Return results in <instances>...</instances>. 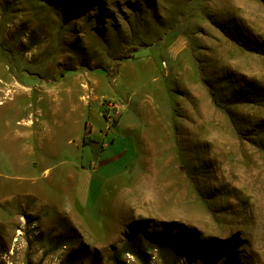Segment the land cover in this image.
I'll use <instances>...</instances> for the list:
<instances>
[{"label":"rangeland","instance_id":"1","mask_svg":"<svg viewBox=\"0 0 264 264\" xmlns=\"http://www.w3.org/2000/svg\"><path fill=\"white\" fill-rule=\"evenodd\" d=\"M3 86L0 264H264V0H0Z\"/></svg>","mask_w":264,"mask_h":264},{"label":"crops","instance_id":"2","mask_svg":"<svg viewBox=\"0 0 264 264\" xmlns=\"http://www.w3.org/2000/svg\"><path fill=\"white\" fill-rule=\"evenodd\" d=\"M1 88H3V90H2V92H0V106H7V105L9 106L8 107V111L7 112L5 111L3 114L6 116L8 113H14V114L16 113L17 114V112H21L20 109L18 111L16 110V103H15L16 98H21L22 97L21 92L19 91V92L16 93V92H13L11 90L4 89V86L1 87ZM16 94H18L17 97H16ZM114 107L117 108L118 110L121 109L120 106L114 105ZM37 112H38V110L35 112V114L31 118H34V117H37L38 118ZM39 115H43V113H40ZM29 116H31V115H29ZM37 118L34 121L33 125L37 122ZM83 118H85V117H83ZM28 120L29 121H26L24 123L25 124V129L30 128V127L33 126V125H31L33 119L32 120L31 119H28ZM10 145L17 146L18 147V151L21 150V148H20L21 147V144H18L16 142H10ZM90 148H91V150H93V149H102V147L99 146V145H97L96 143L90 145Z\"/></svg>","mask_w":264,"mask_h":264},{"label":"trees","instance_id":"3","mask_svg":"<svg viewBox=\"0 0 264 264\" xmlns=\"http://www.w3.org/2000/svg\"><path fill=\"white\" fill-rule=\"evenodd\" d=\"M133 58V55L132 54H123L121 56V59H132ZM119 64H117V66L111 70H107L108 72V76H115L117 73H118V67ZM88 134H89V131H88V125L87 123H85V126H84V136H83V145L86 146L89 144V137H88Z\"/></svg>","mask_w":264,"mask_h":264}]
</instances>
